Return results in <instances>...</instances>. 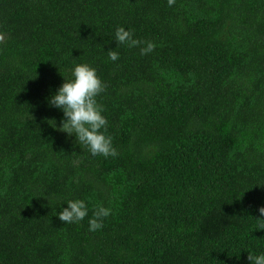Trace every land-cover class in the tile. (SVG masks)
Returning <instances> with one entry per match:
<instances>
[{"label": "trees", "instance_id": "obj_1", "mask_svg": "<svg viewBox=\"0 0 264 264\" xmlns=\"http://www.w3.org/2000/svg\"><path fill=\"white\" fill-rule=\"evenodd\" d=\"M118 27L154 51L117 44ZM0 33V264L264 255V0H0ZM78 64L107 86L116 156L59 130L50 99ZM77 199L88 215L62 222Z\"/></svg>", "mask_w": 264, "mask_h": 264}, {"label": "clouds", "instance_id": "obj_2", "mask_svg": "<svg viewBox=\"0 0 264 264\" xmlns=\"http://www.w3.org/2000/svg\"><path fill=\"white\" fill-rule=\"evenodd\" d=\"M175 0H168L172 6ZM117 44H127L129 47H140L141 55L154 51L156 45L152 41H142L134 38L132 31L118 27L115 32ZM6 42V35L0 33V44ZM108 56L112 61L119 59V53L109 50ZM74 79L62 84L51 97L50 104L62 109L65 119L62 120L59 130L68 135L75 134L79 144L86 146L93 156H116L117 150L112 145V137L105 136L101 129L106 131L107 119L102 115L103 106L97 102L96 97L106 90V85L98 77L96 69L87 64H78L73 71ZM55 122V121H54ZM56 126V125H55ZM54 126V127H55ZM67 207L57 215L64 223H78L88 215V207L84 200H69ZM261 217H264V206L259 208ZM111 214V209L103 206L94 212V218L89 221V230L96 231L103 227V218ZM264 229V224L259 226ZM248 259L252 264H264V255Z\"/></svg>", "mask_w": 264, "mask_h": 264}]
</instances>
